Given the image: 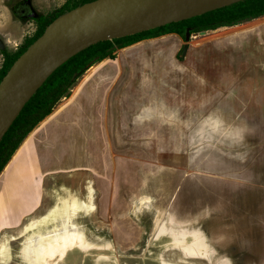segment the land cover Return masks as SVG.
I'll list each match as a JSON object with an SVG mask.
<instances>
[{
	"label": "crops",
	"instance_id": "1",
	"mask_svg": "<svg viewBox=\"0 0 264 264\" xmlns=\"http://www.w3.org/2000/svg\"><path fill=\"white\" fill-rule=\"evenodd\" d=\"M2 1L0 27L12 17ZM180 42L165 33L118 48L32 128L15 160L34 142L48 167L0 186V245L11 248L0 264H81L79 253L94 264L99 237L78 221L95 210L86 172L100 180L99 214L106 204L116 215L120 264H264V21L205 40L203 53L187 41L181 57ZM250 48L257 54L244 56ZM16 180L26 206L17 210Z\"/></svg>",
	"mask_w": 264,
	"mask_h": 264
},
{
	"label": "water",
	"instance_id": "2",
	"mask_svg": "<svg viewBox=\"0 0 264 264\" xmlns=\"http://www.w3.org/2000/svg\"><path fill=\"white\" fill-rule=\"evenodd\" d=\"M84 3L53 18L37 36L11 63L0 78V138L6 131L25 100L41 82L60 64L84 48L100 41L125 37L170 22H176L206 11L226 6L241 0H133L124 9L91 21L72 24ZM28 3V1H25ZM204 3V9L190 15L175 17L174 14L192 4ZM36 18L30 9L27 14ZM189 29L185 28L180 56L186 51ZM4 45L0 40V50ZM43 75L39 83L21 100L26 84L32 78Z\"/></svg>",
	"mask_w": 264,
	"mask_h": 264
},
{
	"label": "trees",
	"instance_id": "3",
	"mask_svg": "<svg viewBox=\"0 0 264 264\" xmlns=\"http://www.w3.org/2000/svg\"><path fill=\"white\" fill-rule=\"evenodd\" d=\"M90 1L92 0H64L58 7L47 12L45 15H37L35 18L36 27L31 36L24 37L19 46L12 52L8 51L6 48L0 50L2 56L0 78L13 60L41 34L45 25L53 18ZM261 15H264V0H241L146 31L125 37L100 41L79 51L56 67L41 82L22 104L14 119L1 136L0 172L27 135L51 114L55 107V103L68 95V88H70V85L87 70L90 65L92 66V63L98 62L103 58H114L113 52L115 49L122 48L143 38L154 37L165 33H175L183 38L185 28L189 29V33H193L215 29L220 26H236L234 24L248 21Z\"/></svg>",
	"mask_w": 264,
	"mask_h": 264
},
{
	"label": "rangeland",
	"instance_id": "4",
	"mask_svg": "<svg viewBox=\"0 0 264 264\" xmlns=\"http://www.w3.org/2000/svg\"><path fill=\"white\" fill-rule=\"evenodd\" d=\"M21 1L22 0H3L2 1L3 4H4L3 5L4 6L3 10H4L5 14H7L6 9H5V7H6L8 9V11L11 13L12 17H11V19L9 18V20L8 19L7 20L4 19L1 22L2 26L0 27V40L2 41V43L4 45V48H6L10 52L14 51L19 46L20 43L17 44L16 46H14V47H11V46H9V44H7V43H9L8 40H7L8 38L11 41L12 40H18V39L21 38L20 41L22 42L24 37H26L24 35H28L29 34L31 36L33 34L34 30H35V27H36L35 18H30L27 15H24L25 12L24 13H20L18 11L17 5ZM27 1H28L29 5H30V9H32L36 13V15H45L47 12H49L52 9L56 8L57 5L60 2H63L64 0H58V1L52 0L53 2H51V3L49 2V0H46V2L49 3V5H46L45 7H43V2H42L43 0H27ZM263 21H264V17H260V18H258L256 20H252V22L245 23V25L238 26V27H235V28H230L229 30L220 29V30H217V31H214V32H207V33L202 34V35H199L198 33H191V35L189 34V39H188V46L191 47L190 52H193V53H196V54L203 53L204 50L206 49V47H203V48H201L199 50H195V49L199 48L200 47L199 44H201L205 40H207V39H209L211 37H214V36L221 35V34H227V33H230V32H235V31H238V30H241V29L252 27L253 25L259 24V23H261ZM244 22H246V21H244ZM9 30H10V33H9ZM11 35H12V38L10 37ZM181 43L182 42H180V45H181ZM131 50H133V49L126 50V51H131ZM255 50H257V48H254V50H252V48H250L247 51H243V52H247L244 56L250 55V57H253L251 55V53L256 55L257 51H255ZM123 51L124 50H122V49H120V50L116 49V50H114V54H115V56H118V55L121 56L120 53L123 52ZM1 58H2V56L0 54V60H1ZM104 62H106V61H104ZM184 64H186V60H185ZM90 66L88 68L89 70H86L83 73V75H82L83 78L80 81V83L78 84V82H79L78 81L77 82L78 85L73 86L75 84V82L77 81V79H76L70 85V88H68V95L66 97H63V98L59 99L55 103V105H54L55 107L53 106L54 107L53 109L57 108V106H59L61 103L65 102L67 100H70L73 97L77 87H80L82 84H84V82L86 80H88L89 76H91V74H93V72H92L93 69H96V71H97L98 68H99V67H97L96 62L92 63V66L91 67ZM245 66H242V68L243 67L245 68ZM137 68L135 66L133 67L134 70H136ZM139 69H140V67H139ZM122 77L123 76L121 74H120L119 77H117V79L115 81V84L112 87V91H111L112 94L115 93L117 91V89H119V88H117L118 85L123 83ZM70 94H71V96H70ZM68 96H70V97H68ZM108 128H109V125H108ZM21 144L19 145L17 150L13 153V155L11 156L10 160L5 165L3 170L0 172V186L4 183V181H6V180H8L10 178V175H13L14 171H16L17 175L19 177H21L22 175H24L26 173L20 172V170L26 169V170H29V171L37 172V171H40L41 169H43L45 167H48L47 165H45L47 163H46V160H45L46 158H43V155H44L43 151L44 150H43V148H41L42 146L39 145V148H37V149H34V148L31 147V145H33L34 142L26 144L23 147V149H22V151H23L22 155L23 156L21 154H19V157L15 160L14 157L16 156L18 149L21 147ZM112 148H113V146H112ZM109 151L114 152L112 150H108L107 149L108 154H109ZM36 158H37V161H36ZM38 160H40V161H38ZM103 160H105V162H106L105 158ZM103 160H100V161H102V163L104 164L105 162ZM48 163H49V160H48ZM224 166L226 167V170L225 171H223V170L218 171V173H220L221 176H222V174H225L226 176H222V177H224V178L226 177V179H231L232 176L234 175V170L230 169V166H229L228 163H223V165L221 167L224 168ZM54 175H55V177H57L56 174H54ZM86 175L92 181V189H93V192H94L93 193V202H94L95 210L91 214H89V215H87L85 217L79 218L78 221L83 223L85 225V227H87L89 230H91L92 232L97 234L96 236L99 237V241H98L99 245H98V247H99L100 250L93 254L94 257H95V259L93 260L94 264H96V262H98L97 264H120V261H121V259L123 257H121V253L119 251H117L116 246L113 243L114 242L113 226L115 225L114 222H116V220H117L116 215L113 214L112 212H110V210H109L110 207H108V211L106 213V209H105L106 204H101V206H100V208H101V213L100 214L101 215L99 214L98 210H99L100 197H101V195H100V180H99V177L96 178L93 174H91L89 172H86ZM17 179H19V178H17ZM69 182H71V181H69ZM7 183L10 185L9 181H7ZM43 183L46 184V181H44ZM14 187H15V190L13 192V195L10 198L16 199V202L18 204L12 205L11 207H13V209H15V210H17L18 207H20V209H23V208L26 207V206H20V204L22 203V199L23 198L21 196H17L19 194V191H20V183H19L18 180H16ZM19 195H21V193ZM239 196H241V195H239ZM231 197H232V193L226 194L227 200H229ZM1 199H0V202H1ZM104 202H105V200L102 201V203H104ZM108 206H110V204H108ZM102 210H105V215L102 214V213H104V212H102ZM17 212H20V211H17ZM10 213H11V210H9L7 212V215H9ZM230 214L234 216V219L237 216L234 213V211L230 212ZM9 229H11V228H9ZM9 229H5L4 231L8 230V232H10L11 230H13V227H12L11 230H9ZM9 234H11V233H9ZM88 240L91 241V236L89 237ZM112 243L114 245V253H115V255H113L109 251V249H110L109 247L112 246L111 245ZM14 244H15V242L11 243L12 248L14 247ZM0 254H1V256L3 258H4V256L10 255L11 254V248H9V245L7 247V246H5V243L1 244L0 245ZM86 254H88V253L86 252ZM124 254H125V256L134 255V257H136L138 252H133V253L126 252ZM78 256H79L78 259H80L81 257H82V259L84 258L81 261V264H91V263L88 262L90 259H92L91 257L87 258V256H84L83 253H79ZM122 260H124V259H122ZM66 262H69V261H66ZM9 264H15V263L14 262H10Z\"/></svg>",
	"mask_w": 264,
	"mask_h": 264
},
{
	"label": "bare ground",
	"instance_id": "5",
	"mask_svg": "<svg viewBox=\"0 0 264 264\" xmlns=\"http://www.w3.org/2000/svg\"><path fill=\"white\" fill-rule=\"evenodd\" d=\"M133 0H96L80 7L75 16L70 18L72 24H79L91 21L95 18L103 17L105 15L121 11ZM207 7L204 3L192 4L184 8L182 11L174 14L175 17L185 16L200 11ZM263 26V25H262ZM202 35V33H200ZM43 75H37L32 78V83L24 86L21 100L35 87L41 80ZM16 157V156H15ZM14 157V159H15Z\"/></svg>",
	"mask_w": 264,
	"mask_h": 264
},
{
	"label": "flooded vegetation",
	"instance_id": "6",
	"mask_svg": "<svg viewBox=\"0 0 264 264\" xmlns=\"http://www.w3.org/2000/svg\"><path fill=\"white\" fill-rule=\"evenodd\" d=\"M26 0H22L21 2H19L18 3V5H17V8H18V11L20 12V13H24L25 12V14L24 15H27L28 13H29V11H30V5H29V3H26L25 2ZM22 15V14H21ZM182 43H183V38H182ZM182 45V44H181ZM181 52V46H180V50H179V53Z\"/></svg>",
	"mask_w": 264,
	"mask_h": 264
}]
</instances>
